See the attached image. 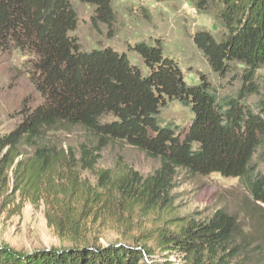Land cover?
<instances>
[{"label": "trees", "instance_id": "16d2710c", "mask_svg": "<svg viewBox=\"0 0 264 264\" xmlns=\"http://www.w3.org/2000/svg\"><path fill=\"white\" fill-rule=\"evenodd\" d=\"M76 1L112 35L113 0ZM196 8L214 9L224 32L217 39L199 31L194 44L220 80L239 82L235 92L222 94L203 75L189 85L159 44L137 42L129 53L85 49L72 35L79 17L70 0H0V53L31 57L41 96L0 133V212L12 218L27 204L44 206L64 245L37 255L0 247V264H171L152 262L157 253L182 264H264V88L256 78L264 68V0H198ZM169 102L190 110L187 125L162 119ZM77 129L86 141L76 148L51 140ZM117 142L159 167L147 176L125 164L99 168ZM180 172L238 179L247 193L243 219L225 208L204 220L179 217ZM106 232L119 241L102 244Z\"/></svg>", "mask_w": 264, "mask_h": 264}, {"label": "rangeland", "instance_id": "374dc122", "mask_svg": "<svg viewBox=\"0 0 264 264\" xmlns=\"http://www.w3.org/2000/svg\"><path fill=\"white\" fill-rule=\"evenodd\" d=\"M70 1L79 17L77 30L72 35L85 49L110 47L129 53L128 46L137 42L152 46L159 44L166 56L178 62L189 85L198 84L203 75L219 87L222 94H230L240 88L239 82L234 81L232 75L220 80L194 44L193 37L199 31L210 32L217 39L224 32L216 20L214 9H197L198 0H113L117 22L112 35L105 25H99L98 28L93 26V9L90 6L76 0ZM132 56L135 54L130 53L133 62L144 70L143 63ZM31 68V57L19 51L0 53V133L13 128L19 120L18 114L23 105L34 107L41 101L40 94L30 80ZM256 78L264 88V68L258 71ZM191 117L190 110L177 102L167 103L162 110V119L177 126L187 125ZM51 140L76 148L86 141V136L77 129L71 134H54ZM121 164L147 176L160 163L124 142H117L101 153L98 167L114 169ZM259 169L264 173V162H260ZM85 176L90 177L88 174ZM175 184V212L179 217L191 215L204 220L225 208L243 219L239 204L247 197V193L238 179H227L219 174L192 177L180 172ZM118 241V236L113 232H106L101 237L104 245ZM63 246L47 225L44 206L35 208L27 204L20 216L12 218L0 212V247L31 253ZM152 260L157 263L169 260L171 264H182L176 255L164 257L157 253Z\"/></svg>", "mask_w": 264, "mask_h": 264}, {"label": "water", "instance_id": "95a60500", "mask_svg": "<svg viewBox=\"0 0 264 264\" xmlns=\"http://www.w3.org/2000/svg\"><path fill=\"white\" fill-rule=\"evenodd\" d=\"M48 250H49V249H48ZM43 251H45V250L34 251V252H31V253H28V254H29V255H37V254L42 253Z\"/></svg>", "mask_w": 264, "mask_h": 264}]
</instances>
